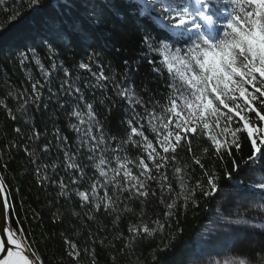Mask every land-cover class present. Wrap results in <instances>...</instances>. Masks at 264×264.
Instances as JSON below:
<instances>
[{"label": "trees", "instance_id": "16d2710c", "mask_svg": "<svg viewBox=\"0 0 264 264\" xmlns=\"http://www.w3.org/2000/svg\"><path fill=\"white\" fill-rule=\"evenodd\" d=\"M61 28L63 33L58 37L56 30ZM146 31L158 40L166 36L138 0H40L35 8L30 0H0V177L8 188L11 222L27 233L26 239L33 242L44 264H58L62 259L63 264H75L66 259V238L77 244L80 264H91L86 249L94 253L96 264H225L235 257L256 261L258 253H264V229L250 225L264 219L257 207L264 206V198L253 185L260 179L264 159L259 162L260 168L244 166L251 155L246 134L241 138V149L233 148V155L225 153L222 159L211 149L207 154L203 152V148H210L206 137H192V152L185 144L178 150V163L162 169L167 181H148L156 195H149L144 204L140 202L145 200L143 197L129 201L122 195L116 201V211L109 213L102 207H82L75 195L77 189L71 180L79 174L67 167L70 161L65 152L84 166L86 179L78 181L79 190L94 180L97 200L108 190L102 181L113 179L111 169L118 166L115 157L126 156L138 162L144 155L143 149L124 140L130 132L127 121L133 110L143 114L145 108L117 96L112 80L105 82L107 86L98 84L96 76L80 69L79 64H89L97 74L103 68L106 75L134 89L137 98L152 110L154 105L166 103L169 77L167 71H153L163 57L146 52L142 43ZM49 46L55 52L52 60L47 58L51 55L47 52ZM33 48L47 77L31 59ZM19 52L29 56L23 65L19 63ZM37 79L46 85L39 101L31 89ZM65 79L69 84H63ZM26 100L30 103L25 104ZM21 104H25L26 111H17ZM87 104L93 106V120L89 119ZM8 109L19 119H13ZM73 111L80 117L69 115ZM141 125L147 126L148 118L142 119ZM17 128L21 129L19 133ZM33 129L40 134L35 141L28 139ZM147 135L155 139L150 131ZM93 137L104 138L105 142L95 144ZM89 155L94 160H89ZM104 157L106 163L100 167L107 176L100 177L95 165ZM197 158L203 168L195 164ZM233 160L240 166L237 171H233ZM128 167L138 171L135 163ZM176 167L183 168V173L176 174ZM205 170L215 174L218 186L207 196ZM178 175L183 176L186 187L181 186ZM197 180L204 187L195 188L194 195L186 200ZM61 181L69 186L65 194L61 193ZM173 202L175 206L167 209L166 205ZM126 205L133 211L126 212ZM166 211L171 212L167 218ZM117 216L120 219L113 223ZM238 218L249 224L230 222ZM154 221L165 225L163 231L146 238L141 233L129 242L133 235L128 232L129 226L143 222L141 227L146 224L151 229L156 227Z\"/></svg>", "mask_w": 264, "mask_h": 264}, {"label": "snow or ice", "instance_id": "6c2138e0", "mask_svg": "<svg viewBox=\"0 0 264 264\" xmlns=\"http://www.w3.org/2000/svg\"><path fill=\"white\" fill-rule=\"evenodd\" d=\"M39 3L40 0H30V6L33 8ZM144 7L148 15L154 17L159 31L166 32L165 38L160 40L147 31L142 37L147 53L163 57L153 71L168 73L169 92L165 98L166 103L156 104L152 110H149L145 102L137 98L134 89L106 75L103 68L97 74L89 64H79L80 69L92 72L96 76L98 84L107 86L105 82L112 80L117 96L145 108L143 114L133 110L134 114L127 121L130 132L124 140L125 144L143 149L144 155L138 159V162L126 156L122 159L119 156L115 157L118 166L111 169L114 173L112 180L102 181L108 190L99 200L96 199L97 184L94 180L89 187L79 190L78 181L82 183L86 179L84 166L79 164L74 156L64 153L70 161L67 167L79 174L77 178L71 180V184L76 186L75 195L79 197L82 207L92 206L97 210L102 207L106 212L112 213L116 211V201L122 195L129 201L143 197L145 200L140 202L144 204L149 195H156L150 190L148 181L157 183L167 181L168 177L162 169L168 167L169 163H178V150L183 149L185 144L187 151L192 152V137H206L210 142V148H203V152L207 154L211 149L212 154L222 159L225 153L232 156L233 148L237 151L241 149L240 141L246 134L251 146V155L243 162L244 166L260 168L259 162L264 159V0H151L146 2ZM72 28L74 31L77 30L74 24ZM62 33L63 28L56 30L58 37ZM176 45H186V47ZM30 51L31 59L47 77L48 73L43 71L44 64L36 49L33 48ZM47 52L51 54L47 58L52 60L55 56L53 47L49 46ZM18 56L21 65L29 59L27 52H19ZM149 63L153 61L150 60ZM125 65L127 71L128 61H125ZM64 75L67 77L69 73L65 70ZM63 84H69V81L65 79ZM45 86L39 79L32 83L31 89L36 101L41 98L40 91ZM79 90L77 87L76 91L79 92ZM8 95H12V92ZM79 99L85 100L84 97ZM27 103L30 102L26 100L25 104ZM2 104L3 101H0V105ZM25 104H21L17 111H26ZM86 107L91 110L88 112L89 119L93 120V106L87 104ZM156 108L162 111L156 112ZM8 112L13 119H19L11 109H8ZM69 115L80 117L81 114L73 111ZM145 118H148L147 126L141 125V120ZM73 127L76 126L73 125ZM96 130L102 134L101 128L97 127ZM15 131L19 133L21 129L17 128ZM149 131L154 134V140L147 135ZM56 135L59 136V129ZM39 137L40 134L33 129L28 139L35 141ZM134 137L141 139L136 140ZM93 140L95 144L105 142L104 138L93 137ZM32 154L34 155V152ZM88 159L94 160V157L89 155ZM106 160L107 157H104L95 165L100 177L107 176V172L100 167L106 163ZM32 162L35 163V161ZM134 163L138 171L128 167ZM195 164L203 168L200 159H195ZM52 167L55 168V165L53 164ZM239 167L233 160V171H237ZM37 170L39 171V168ZM183 171L181 167L175 168L176 174H181ZM121 173H123L122 178L117 180ZM204 174L208 177L209 191L204 192L207 196L210 192L215 193L218 186L214 173L210 174L205 170ZM141 177L144 179L142 180ZM177 179L180 180L182 187H186L182 175H178ZM42 180L39 182L42 183ZM108 185H111L110 189ZM68 187L63 181L60 182L62 194H65ZM203 187L197 180L185 199L194 195L195 188ZM253 187L261 190L262 198H264V168H260V179ZM109 191L111 195L108 194ZM8 194L5 181L0 180V234L3 236L0 238V264H44L33 242L26 239L27 233L11 222L12 213L7 202ZM174 206V202L166 205L169 210ZM257 207L261 213H264V206ZM124 210L133 211L127 205ZM164 215L167 218L171 212L166 211ZM5 219L9 222L4 223ZM89 219L92 217L90 216ZM119 219L120 217L117 216L113 223ZM230 222L249 224V221L243 218ZM154 223L156 227L151 229L146 224L141 227L143 222L129 226L128 232L133 234L129 237V242L131 243L141 233L146 238L154 232L163 231L164 224L160 221H154ZM250 227L264 229V219L259 223L251 224ZM91 238L89 236V239ZM64 243L67 246L66 259L80 264V251L77 244L67 238ZM86 252L92 257L91 264H96L94 253L87 249ZM58 264H63V259ZM225 264H264V253H258L256 261L235 257L226 261Z\"/></svg>", "mask_w": 264, "mask_h": 264}, {"label": "rangeland", "instance_id": "374dc122", "mask_svg": "<svg viewBox=\"0 0 264 264\" xmlns=\"http://www.w3.org/2000/svg\"><path fill=\"white\" fill-rule=\"evenodd\" d=\"M143 6L146 2H151V0H138Z\"/></svg>", "mask_w": 264, "mask_h": 264}, {"label": "water", "instance_id": "95a60500", "mask_svg": "<svg viewBox=\"0 0 264 264\" xmlns=\"http://www.w3.org/2000/svg\"><path fill=\"white\" fill-rule=\"evenodd\" d=\"M0 180H2L1 177H0ZM7 202H8V197H7ZM8 204H9V202H8ZM3 222H4V223H8L9 221H7V220L5 219V221H3ZM0 238H3L2 234H0Z\"/></svg>", "mask_w": 264, "mask_h": 264}]
</instances>
